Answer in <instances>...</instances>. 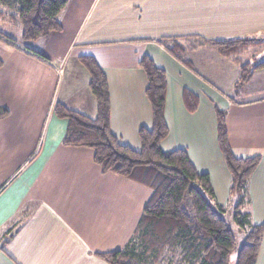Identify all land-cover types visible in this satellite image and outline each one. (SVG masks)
Segmentation results:
<instances>
[{
    "label": "crops",
    "instance_id": "1",
    "mask_svg": "<svg viewBox=\"0 0 264 264\" xmlns=\"http://www.w3.org/2000/svg\"><path fill=\"white\" fill-rule=\"evenodd\" d=\"M13 25L0 19L3 30ZM19 29L12 35L24 45ZM165 39L184 46L187 63L159 42ZM232 39H254L253 50L264 52V0H69L60 29L27 43L46 61L0 40V106L10 112L0 119V264H110L100 253L126 246L153 194L103 171L93 149L63 144L68 121L56 115L57 104L97 116L85 57L106 76L111 131L137 151L140 129L153 127L141 60L165 71L169 134L161 148L185 149L209 174L222 205L229 203L231 174L216 109L226 111L233 154L262 156L249 191L252 218L264 224V66L252 70L264 53L248 63L251 78L237 87L240 52L227 56L212 44ZM186 91L197 97L194 112ZM256 264H264V236Z\"/></svg>",
    "mask_w": 264,
    "mask_h": 264
},
{
    "label": "trees",
    "instance_id": "2",
    "mask_svg": "<svg viewBox=\"0 0 264 264\" xmlns=\"http://www.w3.org/2000/svg\"><path fill=\"white\" fill-rule=\"evenodd\" d=\"M69 0H0V19L22 29L18 41L0 28V40L46 61L40 51L27 43L48 38L60 29V16ZM252 39L212 41L224 55L239 52L237 45ZM176 58L186 62V49L177 40L159 41ZM91 74L90 89L97 101V116L57 104L55 113L68 121L63 138L66 146L91 148L95 162L103 171L131 179L152 189L137 228L122 249L100 253L110 264H231L237 251L236 264H256L264 224L252 218L250 209V180L262 156L236 157L227 136V112L216 109L219 143L231 174L230 199L220 204L215 196L210 176L199 172L185 149L164 151L161 142L168 136L165 118L167 77L149 57H143L141 66L148 77L147 96L153 111V127L139 131L141 150L120 142L110 126V93L105 74L91 58L82 59ZM242 73L238 86L251 78L248 63L240 62ZM3 61L0 59V67ZM264 61L254 64L263 67ZM191 112L198 106L197 97L185 92ZM8 108L0 106V119L9 116ZM232 207L233 218L226 212ZM238 225L237 231L234 225ZM12 237V236H11ZM241 237V245H238Z\"/></svg>",
    "mask_w": 264,
    "mask_h": 264
},
{
    "label": "rangeland",
    "instance_id": "3",
    "mask_svg": "<svg viewBox=\"0 0 264 264\" xmlns=\"http://www.w3.org/2000/svg\"><path fill=\"white\" fill-rule=\"evenodd\" d=\"M3 28L8 35L15 37L12 34H15L17 29H18V31H20L19 28H21V26L20 25H13V26H4ZM253 42H255L254 39L250 40L249 42H245L244 45L243 44L237 45L235 48H232V49H236V51L238 50L240 52V59L242 60V62L244 61L243 63H246V62L250 63V62H252V60L262 59V57H263L262 56L264 53L263 51L259 54V53H257L258 52L257 50H253V48L256 46V45L252 46L253 44H255ZM250 46H252V47H250ZM215 60L218 61V60H220V58L215 59ZM247 65L249 66V64H247ZM212 68H214V70L217 72H219V70H220V66H217V65L213 66ZM70 77H71V74L69 73L68 74V80L70 79ZM212 80H215V79L212 77ZM64 83L67 84L68 82L64 81ZM214 84L216 86H220V83L215 82ZM232 89L233 88H231L230 91L232 92L233 97H236V98L243 97L242 94L239 93V95H238V93H235L234 89H233V91H232ZM230 91L228 94H231ZM233 212H234V210L232 209V207H230L229 210L225 214V218L227 220H231L233 218ZM237 229H238V225L235 224L234 230L237 231ZM238 245L239 246L241 245V237L239 238ZM236 260H237V251H234L232 256H231V264H236Z\"/></svg>",
    "mask_w": 264,
    "mask_h": 264
},
{
    "label": "snow or ice",
    "instance_id": "4",
    "mask_svg": "<svg viewBox=\"0 0 264 264\" xmlns=\"http://www.w3.org/2000/svg\"><path fill=\"white\" fill-rule=\"evenodd\" d=\"M7 199V198H5ZM4 212V208H3V201H0V215H2Z\"/></svg>",
    "mask_w": 264,
    "mask_h": 264
}]
</instances>
